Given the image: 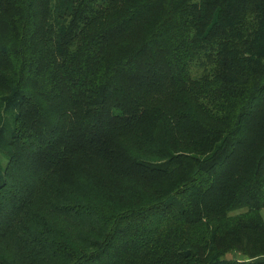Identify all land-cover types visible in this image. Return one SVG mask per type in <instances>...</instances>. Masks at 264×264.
<instances>
[{
    "label": "trees",
    "instance_id": "16d2710c",
    "mask_svg": "<svg viewBox=\"0 0 264 264\" xmlns=\"http://www.w3.org/2000/svg\"><path fill=\"white\" fill-rule=\"evenodd\" d=\"M264 0H0V264H264Z\"/></svg>",
    "mask_w": 264,
    "mask_h": 264
},
{
    "label": "rangeland",
    "instance_id": "374dc122",
    "mask_svg": "<svg viewBox=\"0 0 264 264\" xmlns=\"http://www.w3.org/2000/svg\"><path fill=\"white\" fill-rule=\"evenodd\" d=\"M262 213H263V216H264V209H263Z\"/></svg>",
    "mask_w": 264,
    "mask_h": 264
}]
</instances>
